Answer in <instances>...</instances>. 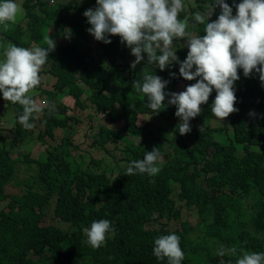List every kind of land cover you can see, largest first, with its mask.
Returning <instances> with one entry per match:
<instances>
[{"label":"trees","instance_id":"obj_1","mask_svg":"<svg viewBox=\"0 0 264 264\" xmlns=\"http://www.w3.org/2000/svg\"><path fill=\"white\" fill-rule=\"evenodd\" d=\"M225 2L233 6V0ZM193 3L192 11L198 12L207 10L214 0ZM23 5L27 24L15 26L13 36L0 26V41L6 38L25 48L34 43L47 47L48 35L40 33V26L49 17L56 19L53 30H59L57 36L67 26L73 28L67 20L69 4L53 12L46 10L47 3L42 0H24ZM33 6L43 9L44 18L32 11ZM235 11L233 6V14ZM214 14L217 19L220 9ZM27 32L28 39L24 37ZM196 34L204 32L198 28ZM109 39L110 44L98 41V59L88 54L85 45L56 43L41 70L56 79L54 85L50 89L39 86L30 93L34 100L39 96L40 103L57 101L51 115L47 107L34 114L30 122L35 124L33 129L38 128L37 133L23 128L18 122L23 108L18 103L12 105L15 131L4 144L0 142V203L7 199L6 207L0 208V264H167V258L154 256V241L172 233L180 237L185 253L181 264H235L241 250L264 252V86L258 74L246 78L243 70H238L240 79L234 85L238 112L215 126L213 90L208 103L201 106L202 114L190 121L192 131L181 136L175 106L155 114L147 98L132 89V82L143 81L145 72L157 74L169 81L168 92H174L177 85L181 89L184 83L185 90L195 81L180 77L178 64L164 71L146 65V54L145 61L132 69L125 60L130 49L118 36ZM184 47L177 52L181 61L187 56L186 42ZM176 71V77H170V72ZM63 94L74 99L73 107L59 103ZM116 104L121 110L114 109ZM88 108L95 109L85 115L90 120L106 112L100 125L103 139L111 132L116 140L119 130L142 139L135 143L124 137V156L116 160L112 179L103 170H95L97 165L103 168L102 159L90 157L78 165L68 153L69 130L81 122L80 110ZM250 112L256 115L250 116ZM150 114L157 115L162 124L148 120ZM56 128L65 129L66 135L62 144L48 151L45 160L29 155L21 160L19 152L11 154L13 146L22 147L29 137L46 143L44 137L54 138ZM102 138L97 140L100 145ZM154 147L165 155L163 162L158 161L161 171L156 176H126L129 164L143 159ZM31 161L37 165L36 173L25 182L17 180L20 193L7 194L5 186L16 179V164ZM101 219L111 221L114 232L105 246L93 249L84 242L83 229ZM172 220H178L180 227L163 225ZM220 245L236 247L237 256H217Z\"/></svg>","mask_w":264,"mask_h":264},{"label":"clouds","instance_id":"obj_2","mask_svg":"<svg viewBox=\"0 0 264 264\" xmlns=\"http://www.w3.org/2000/svg\"><path fill=\"white\" fill-rule=\"evenodd\" d=\"M96 5L83 12L90 25L87 31L96 41L105 44L112 42L109 36H118L120 43L125 44L135 57L130 64L132 69L145 61L146 54V65H156L164 71L178 64L179 76L186 81H195L180 92L165 91L169 81L157 74L145 72L143 81L132 82V89L147 98L148 107L155 114L169 105L175 106V116L179 118L176 128L181 136L192 131L190 121L202 114L201 106L208 103L213 90L216 95L211 111L219 121L239 111L234 106L237 103L234 85L240 79L239 69L246 78L258 74L264 86V0H241L239 3L233 0L235 14L233 6L225 0H214L206 11L192 15L191 25L187 16L180 18L187 12L185 0H96ZM216 8L220 9V14L210 22ZM23 11L14 0H0V26L7 30ZM199 25L204 26V35L189 31L190 27ZM70 37L71 30L68 29L65 38ZM181 39L186 40L188 48L183 61L174 47V41ZM45 44L47 47L25 48L9 42L3 53L4 59L0 60V93L4 101L22 106L23 113L18 116V122L27 130L35 127L30 122L35 119L34 114L42 113L45 107L50 115L56 110L55 104L37 103L30 95L40 86L42 67L49 53L56 48V41L50 35L45 38ZM176 73L170 72V77L175 78ZM129 106L134 108V105ZM249 115L256 114L250 112ZM161 159L159 147H154L143 159L133 160L125 175L156 176L161 171L158 166ZM83 232L87 237L84 242L99 249L106 245L107 237L114 229L111 221L101 219L93 221ZM153 254L159 260L167 258V264H181L185 258L180 237L175 233L156 238ZM216 255L237 256V248L220 245ZM235 264H264V252L241 250Z\"/></svg>","mask_w":264,"mask_h":264},{"label":"rangeland","instance_id":"obj_3","mask_svg":"<svg viewBox=\"0 0 264 264\" xmlns=\"http://www.w3.org/2000/svg\"><path fill=\"white\" fill-rule=\"evenodd\" d=\"M47 3L46 10L50 11H57L60 9V5L63 4H69L70 10L66 12L67 14V20L69 23L72 25L73 28L70 26H67L63 32L57 36L59 33L58 29H54V25H56V19L53 17L47 18V20L41 24L40 26V33L45 35H50L52 39H57L56 43L60 44L62 46L68 45V44H77L79 46L85 45L86 47H89L88 49V54L91 56L95 57L98 59L99 54H100V49L101 46L99 45L100 42L96 41L95 38L89 34L87 29L90 27V25L87 23L86 17L83 16V12L88 9V8H95L97 5L93 4L94 1L96 0H42ZM186 5H187V12L181 14L180 18H184V16H187L189 18V23L191 25V17L195 13L192 11L193 5L192 0H185ZM14 2L18 3L19 5L22 6L23 8V15L18 17L17 22L15 24H11L10 27L7 29L9 32V36H13L15 32H13V28L17 25H22L25 26L27 24V20L29 17L25 16V7L23 5L24 0H14ZM188 2V3H187ZM28 4L32 6V4L28 1ZM31 9V7H30ZM29 9V10H30ZM32 11L38 15L40 18H44L45 12L43 9H41L39 6H36L32 8ZM206 11V10H205ZM199 12H204V11H199ZM62 14L57 17V19L61 18ZM49 19V20H48ZM216 16L215 14L212 15L210 18V22L215 20ZM44 21V20H43ZM72 23H75L74 25ZM78 24L79 26H83L82 28H77L76 26ZM52 27V28H51ZM201 31L203 32V25L197 26ZM197 27L189 28V31H193L194 34H196ZM68 29L71 30V37L70 39L65 38V32L68 31ZM26 39L29 38V33L27 32L26 35L24 36ZM10 40L4 38L3 41H0V60L4 59L3 53L4 50L8 47ZM186 40L181 39V40H176L174 41V47L177 48V52L180 50H184V44ZM38 46L37 44H31L29 48L36 47ZM178 56V53H176ZM179 57V56H178ZM135 57L131 55L130 50L125 54V60L128 61L129 64H131L132 61H134ZM106 65L109 66V62L105 63ZM104 64V65H105ZM115 63H113V66ZM43 68V67H42ZM178 68V67H177ZM178 74V71L177 73ZM42 80L40 86L42 88L50 89L56 79L51 76V74L46 73V72H41L40 73ZM181 89L178 87V85L175 87L176 90L174 92H180L183 91L184 88V83L181 85ZM174 88V89H175ZM165 91H169V89H165ZM36 102L40 103L39 96H36ZM59 103L66 104L70 108L74 106V99L69 96V95H60L58 99ZM57 101H54L56 104ZM13 103L4 101L3 97L0 98V142L4 144V141H7V138H11L13 135V132L15 131V123H14V107L12 106ZM119 105H115L114 109H120L118 107ZM80 110V116L79 118L81 119V122L74 123L73 128L69 130L70 136H69V145H68V153L70 154L71 157L76 161L78 165H83L84 160H88L90 157H94L95 159H102L104 161L103 168L101 165L95 166V170L97 171H102L106 172L108 176L112 179L113 176H111V170L114 171L115 167V162L122 156H124V153L122 152V148L125 146L126 142L124 137L126 136L129 140L134 141L135 143H139L142 141V139L139 136H133L125 133V131L119 130L117 134L116 140H113L111 136H113V133L108 132L105 133L106 135L109 134L107 137L105 135V139L102 138V134H104L100 130V125L103 123L102 120L104 119L105 116V111L100 112L98 116H95L94 118L87 119L86 118V113L88 111H92L91 108L85 109L81 112ZM95 111V109L92 111V113ZM89 113V112H88ZM41 114V113H39ZM148 120H152L155 123L161 125L162 120L158 118L157 115L150 114L147 116ZM213 124L215 126H219L222 124L221 121L217 120L214 121ZM108 126H111L110 124ZM170 128V126H168ZM35 133H37L38 128L33 129ZM165 133V132H164ZM170 136H172V131L169 130L168 133ZM65 129L62 128H56L54 130V138H50L46 136L44 139L46 140V143L40 142L39 139H35L34 137H29L28 139H25V141L22 143V147H18V145L13 146V151L12 155L15 156L17 155V152L20 154V159L24 160L25 155H29L32 158L35 159H46L48 156V151H50L52 148L56 147V145L62 144V140L65 137ZM99 136V137H98ZM100 137L103 139V144L100 145L97 140H101ZM4 139V140H3ZM52 139V140H48ZM96 139V141H95ZM162 159L160 160L161 162L164 161L165 155L161 156ZM29 165V168H27L26 165ZM16 169H15V178L16 180L20 181H27L26 178L34 173H36L37 170V165L34 162L30 163H23L19 162L16 164ZM102 168V169H101ZM112 171V172H113ZM115 175V174H114ZM15 179H11L6 187V193H11V194H16L20 193L21 189L19 185L17 184V181ZM176 189V188H175ZM177 192V191H176ZM175 195V194H174ZM180 202V201H179ZM181 203V202H180ZM7 204V199L5 203H0V208L1 207H6ZM182 204V203H181ZM163 225H167L169 227H180L179 221L178 220H172L169 222L164 223ZM157 226V225H155Z\"/></svg>","mask_w":264,"mask_h":264}]
</instances>
